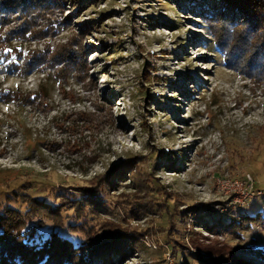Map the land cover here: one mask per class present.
Here are the masks:
<instances>
[{
    "label": "rangeland",
    "instance_id": "374dc122",
    "mask_svg": "<svg viewBox=\"0 0 264 264\" xmlns=\"http://www.w3.org/2000/svg\"><path fill=\"white\" fill-rule=\"evenodd\" d=\"M54 1L15 12L4 31L26 20L59 27L33 48L49 45L51 55L73 42L89 76L50 80L43 105L0 102V201L21 186L52 205L64 194L73 210L64 209L63 234L75 244L101 220L117 226L127 256L113 248L109 262L97 254L94 264H264L244 248L263 245L264 229L242 217L264 209V65L252 63L259 39L239 38L249 20L216 2L209 20L200 11L212 0ZM48 73L0 62V83L13 90L36 91ZM97 103L111 106L107 125L69 131L81 118L72 113ZM119 167L125 172L110 184ZM137 173L150 176L147 188ZM11 205L26 206L15 196ZM52 225L39 228L44 238Z\"/></svg>",
    "mask_w": 264,
    "mask_h": 264
},
{
    "label": "trees",
    "instance_id": "16d2710c",
    "mask_svg": "<svg viewBox=\"0 0 264 264\" xmlns=\"http://www.w3.org/2000/svg\"><path fill=\"white\" fill-rule=\"evenodd\" d=\"M206 1L198 0L199 5L204 4ZM54 2V0H0V62L6 63L7 68L20 73L34 69H49L51 71L44 77L47 83L41 82L36 91L13 90L3 87L0 83V102L15 101L20 106L29 103L43 105L50 99L51 89L48 87L50 80L53 83L61 80L67 82L70 77L75 76L77 80L84 81L89 76L86 53L82 49L74 48L73 42L60 46L51 55L50 49L52 48L49 45H46L43 50L39 47L33 48L31 41L42 38L48 30L55 32L59 27L46 26L44 28H36L33 23L26 20L13 30L4 31L5 25L15 12H20L21 15L27 16L32 8H36L43 3L50 7V4ZM212 2L209 13L200 11L207 17L213 16L209 18L211 21L216 16L212 11V6L215 2L217 7H222L227 13H236L237 18H245V21L249 20L247 24L248 33L239 38L244 37L245 41L253 39L252 42H254V36L259 39L255 44L258 56L252 63L255 65L263 62L264 65V32L258 31L259 34L256 33L260 28L264 30V3L261 0H212ZM215 20H218V18L216 17ZM233 26L235 30H238L236 25ZM248 34L250 35L249 39L247 38ZM15 38L17 39L14 40ZM216 44L221 46V41ZM109 108L111 109V106L105 107L97 103L94 105L93 110L75 111L72 115H80L81 118L68 122L69 131L88 129L92 132H100L110 121L111 111ZM135 162L133 161L130 167H134ZM125 170V167H119L116 171L117 176L108 177V182L113 184ZM137 174L140 178L139 185L147 188L150 185V176ZM121 181L123 182L124 180L122 179ZM21 189L24 192L9 191L5 196V200L0 201V264H94L93 260L97 254L105 257L106 261L109 262L107 252L113 250V248L118 254L122 253L127 256L126 248L129 240H127L125 233L118 231V227L111 224V222L99 221L98 228H95V232L90 233L91 238L88 237L87 240L85 239L83 242L75 244L72 239L63 234V230L66 228V219L69 218L64 209L73 210V207L67 208L68 201L65 195L61 194V203L59 205H52L43 199L35 198L31 192L25 191L23 186H21ZM13 196L17 199H22L26 206L19 209L11 205ZM25 197H31V199L27 200ZM32 200L35 202L33 203ZM167 200L169 199L167 198ZM91 204L88 203V205ZM102 204L100 203L99 207ZM171 214L170 212V216ZM178 214L181 215L177 213L176 216ZM242 217L248 219L247 223H245L246 227L251 229L262 227L264 229V209L253 215H243ZM47 221L53 223V225L49 235L44 238L42 233L39 232V228L44 226ZM69 225L67 227L70 231H75L74 229L77 228L72 224ZM223 226L226 228L229 223L223 224ZM231 227H234L233 223ZM206 228L212 232L217 231V228L215 230L213 225H206ZM132 240L138 243L137 239ZM263 245L259 242L254 244L246 243L244 248L263 256ZM113 263L112 261L109 264Z\"/></svg>",
    "mask_w": 264,
    "mask_h": 264
}]
</instances>
